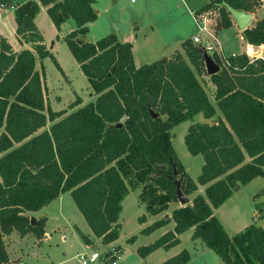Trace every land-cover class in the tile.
<instances>
[{
  "label": "trees",
  "instance_id": "16d2710c",
  "mask_svg": "<svg viewBox=\"0 0 264 264\" xmlns=\"http://www.w3.org/2000/svg\"><path fill=\"white\" fill-rule=\"evenodd\" d=\"M214 0L197 13L218 8L214 30L233 25L231 14ZM239 10L254 12L259 0H225ZM97 0H0L1 7L15 6L17 34L30 42L40 58L53 56L35 23L41 5L57 29L68 19L77 28L65 41L97 94L95 101L68 113H45L43 79L36 70L31 49L15 51L0 35V264L9 262L4 237L18 231L44 235L45 219L35 225L27 211H36L71 195L92 231L104 244L121 234L120 215L131 189L141 188L140 200L157 215L177 201L176 180L189 195L205 185L193 204L176 208L174 230L151 244L140 246L146 257L159 248L170 249L181 235L194 228L201 239L226 264H264V227L252 223L230 236L215 214L242 185L264 177V58L240 53L221 60V70L209 74L201 45L191 38L182 52L136 66L133 43L109 33L95 42H82L89 24L98 19ZM253 45L264 44V17L243 31ZM58 68L59 62L53 56ZM189 60V61H188ZM215 86L210 99L203 76ZM79 98L70 105L74 108ZM220 110L221 115L218 114ZM198 114L206 120L193 122L185 142L193 155H202L201 174L194 180L172 144V130ZM63 118L34 135L48 120ZM16 144H19L16 146ZM177 172V174H175ZM139 220L144 222L146 216ZM160 219L142 230L149 234L166 225ZM84 242L91 239L79 228ZM135 240V236L129 239ZM191 253L183 250L160 264H187Z\"/></svg>",
  "mask_w": 264,
  "mask_h": 264
},
{
  "label": "rangeland",
  "instance_id": "374dc122",
  "mask_svg": "<svg viewBox=\"0 0 264 264\" xmlns=\"http://www.w3.org/2000/svg\"><path fill=\"white\" fill-rule=\"evenodd\" d=\"M199 1L200 0H146V4L143 7V0H138L137 2L136 0H98L97 8L99 9V19L90 26V30L86 35L80 36V39L82 42H95V39H99L109 33L125 34L133 30L136 34L138 33V40L140 42L142 41L141 38L143 33L145 34L147 32L150 35L154 27L156 28V32L159 29L161 32H164L169 29L170 26L179 27L186 23L188 27H190L189 31H196V35L203 38L202 42L204 44H214L215 48L220 51L216 38L208 35V30H202L197 23L200 20L199 15L196 13L195 16L192 15L191 10L188 9L193 8L195 4H199ZM262 3H264V1L259 0L254 6V12L252 13H256L257 18H260L262 14L259 11L262 8ZM208 12H210L211 17L208 21V29H214L217 19L220 16L219 9L212 8L208 10ZM194 17L197 22H195ZM39 24L45 35V43L48 49L52 51L54 57L58 59L69 77L68 78L66 74L58 68L53 56H48L42 59V61L38 59V68H40L44 74L47 111H49V109L61 110L66 108L71 112L73 109L70 108V105L77 98V94H75L73 90L86 98L90 93L89 81L65 41V36L77 28L76 22L74 19H70L63 24L61 30L58 31L48 15L47 17H41L39 19ZM138 29L140 30L138 31ZM229 38V36L225 37L227 51H245V46L239 43V40L235 41V39H233V41H231ZM191 39L194 44L201 45L193 38ZM143 50L144 48H138L136 51V58L139 61H142L140 53H142ZM263 50L264 47L258 46V48L250 49V53L248 54L251 57L264 58ZM182 53L187 59L185 52L183 51ZM175 54L173 56H175ZM209 54L212 55L211 52ZM225 56L228 57L230 55L225 54ZM69 79L71 80V86L69 84ZM203 80L206 82V89L210 99L216 104L213 96L215 86L209 80L208 75H204ZM69 98L71 99L68 102ZM218 114L221 115L220 110H218ZM204 119L205 117L203 114H198L194 121L183 122L172 130V144L187 172L194 180H197L198 176L201 174L204 158L202 155H193L189 151L185 142V135L193 122L204 121ZM208 121L211 122L212 120ZM2 131L3 128H0V134ZM201 188V190H203L204 187ZM191 195L192 193L188 195L190 199ZM193 196L195 195L193 194ZM61 202L64 204V212L68 224L72 220L82 225L81 219L78 218L82 217L84 221L86 218L77 207L70 192H65ZM138 202L137 197L134 199L133 195L125 202V209L122 217L129 220V231L132 230L135 224V222H133V216L138 212ZM181 206L185 205L181 204ZM51 208H54L53 205L48 209ZM217 216L220 218L230 236L237 234L252 223H257L264 227V177H257L247 185H242L235 191L234 195L221 206L217 212ZM68 228L69 230L67 232H71L72 229L70 227ZM37 237L41 238L38 235ZM73 238L72 236L70 237L68 241L69 244L62 243L59 237L58 242H44L42 245H36L34 247L29 246L25 260L21 264H83L82 255L86 254L91 256L94 252H99L100 258L97 262L89 264H112V258L109 257L100 242L87 244L81 240L82 238L77 237L78 239L75 240H73ZM123 242H125L124 239ZM68 245L70 248L66 249ZM184 245L185 247L182 249H186L191 253V244L185 243ZM64 252H66V255ZM214 254L216 253L214 252ZM216 256H218L217 260L219 261L212 263V261L210 262V260H208L202 264H226L221 258L218 259L219 255L216 254Z\"/></svg>",
  "mask_w": 264,
  "mask_h": 264
},
{
  "label": "crops",
  "instance_id": "0c3cea01",
  "mask_svg": "<svg viewBox=\"0 0 264 264\" xmlns=\"http://www.w3.org/2000/svg\"><path fill=\"white\" fill-rule=\"evenodd\" d=\"M27 1L28 0H14V3H15V5H19V4H22V3L27 2ZM137 1L138 0H136V2ZM212 1H214V0H200L199 4H195V5H193L194 6L193 8H188V9H190L192 15L195 16V13L198 14L197 12L203 6L209 4ZM97 3H98V0L94 4V7L98 12V19H99V9L97 8ZM145 4H146V0H143V2H142L143 7ZM47 10H48V6L41 5V11L37 15V17L35 18V23L44 36V42H45V35L43 33L42 28L40 27L39 19L43 16L47 17L49 15ZM259 11H260V13H262L261 17L257 18L256 13H253V19H252L249 26H252L257 20L264 17V3H262V8ZM231 18L233 20V25L231 27L225 28V29L220 30L218 32L215 31L213 28L208 29V35H210L213 38L214 37L216 38V42H217L220 50L224 54L235 55V54H240V53H244V52L250 53L249 52L250 49L252 50V48L253 49L258 48V46L250 44L245 40V38L243 36V31L239 28L236 20L233 18L232 15H231ZM69 20L70 19L65 21L63 24H65ZM95 22L90 23L89 28ZM195 22H197L196 18H195ZM63 24H62L61 28L63 27ZM61 28H60V30H61ZM140 29H138V31ZM57 30L59 31V29H57ZM189 30H190V27H188V24H186V23L182 24L179 27L178 26H170V28L164 32H161L160 29L156 32V28L154 27L152 29V33L150 35L147 32L145 34L143 33L142 38H141L142 41H140V42L138 40V33L136 34L133 30L128 31L125 34L119 33L116 35L118 36L119 40L122 42L129 41V42L133 43L134 59H135L136 66L139 67V66L143 65L144 63H146V64L152 63L155 60H158V59L165 57V56L172 57L177 51L183 52L184 50L182 48V43L186 39L193 38L197 34L196 31H189ZM0 35L6 37L8 39V41L11 43V45L13 46V49L15 51H21L23 49L28 48V49H31L35 52V54H36V70H38L41 73L42 79H43L44 94H45V101H46L45 113L48 114L47 97H46L45 83H44V74H43V71L40 68H38V59H41V61H42V58H40L38 53L34 50L32 43L21 41L20 37L18 36V34H17V22H16V16H15V6L8 7V8L0 6ZM226 36H229L230 37L229 39L231 41H233V39H235V41L239 40L240 41L239 43H241L242 45L245 46V48H246L245 51H240V52L227 51L226 50L227 43L225 40ZM97 40L98 39H95L94 41H97ZM234 43H238V42H234ZM138 48H144L143 52L140 53L142 61H139L136 58V51ZM50 52L52 53L51 50H50ZM263 53H264V50H263ZM52 55L54 56L53 53H52ZM57 61H58V59H57ZM59 64H60V62H59ZM60 66L62 68L61 71L66 74V72L63 69L61 64H60ZM66 76H67V74H66ZM69 84L71 86V80H70ZM89 90H90V93H89L87 98L81 96L77 91L73 90L74 93L77 94V97L79 98V100L81 102L79 105H77L74 108L78 109L79 107H82L85 104L96 100L97 94L92 89L90 83H89ZM70 99L71 98H69L68 102L70 101ZM74 108H73V111L76 110ZM61 110H67V109L63 108ZM61 110H54V111H61ZM68 113H70V112L68 111ZM62 118H63V116L58 118L55 121L48 120L47 125L41 129H39L34 135H37V134H39L45 130H49L53 124H55L57 121L61 120ZM204 121H208V120L204 119ZM2 128L4 131L5 128L4 127H2ZM2 132H1V134H2ZM18 145L19 144H16V146H18ZM201 187H204L203 190H201L202 189ZM205 188H206L205 185L199 184L198 190H196V191H194V193H192V195H191L192 200L190 199L189 204H193V200L198 194H205ZM68 192H70V191H68ZM140 193H141V188L131 189L129 195L126 197V199L123 202V211H124L125 202L128 201V199L132 195H133L134 199H136V197H137V199L139 201L138 202L139 203L138 204V212L136 213V215L133 216L134 217L133 222H135V224H134L132 230H130V231L128 230L129 220H126L122 217V214H123V211H122V213L120 215V223L122 225L120 237L116 241H114L112 243H108V244H104L102 241V238L97 237L94 234V232L92 231V229H91L90 225L88 224V222L86 221V219H85V221H86L85 222L82 217L78 218V219H81V221L83 223L82 225L75 223L71 219H70L71 222L68 224V221L66 219L65 212H64V206H63L64 204H63V202H61L63 199V195L65 193H62L57 199H55L54 201H52L51 203L42 207L39 210L27 211L26 214L30 218L35 217L37 222L40 219H45L44 235L41 238H38L34 232H29L25 236H21L18 231H14L12 234L6 235L4 237V241L6 244V249H7L8 254H9V262L6 264H21L22 262H24L25 256L28 253L27 251L29 250V246L34 247L36 245H42L44 242H56V241L58 242L59 237L61 238L62 243H68L71 236H72V238L74 237L73 240L78 239L77 237L81 238L80 235L78 234L76 228H79L80 230H82L91 239L92 243H95V242L99 243L100 242L103 245V247L105 248L106 253L109 255V257L112 258V261H113V262L111 261L112 264H160V263L166 261L167 259L171 258L172 256L178 254L179 252L183 251L182 248L185 247V245H184L185 243H189L192 246L190 248L191 253H192L191 259L187 264H202L208 260H210V262L212 261V263L219 261V260H217L218 256H216V254H214V251L210 250V248L207 247V245L205 244V242L203 240H201V239H195L194 240L193 239L192 236L194 233V228L184 232L181 235V242L178 245H176L170 249L159 248V249L155 250L154 252H152L151 254H149L148 256L141 257L138 253V249L140 246L151 244L154 241H156L158 238H160L162 235H164L166 232L174 230L175 221L172 218L173 211L176 208L181 207V203L179 201H172V202H170L169 208L167 210L163 211L160 214L153 215L147 211L146 205L141 202L140 196H139ZM193 194L195 196H193ZM51 205H53L54 208L48 209ZM220 208L215 209L216 215H217V212ZM142 215L146 216V220L144 222H141L139 220V218ZM164 218L165 219L169 218V222L166 225H163L162 227L156 229L155 231H153L149 234H143L142 233V230L144 228H146L147 226L153 224L154 222H156L160 219H164ZM68 227H70L72 229L71 232H67L69 230ZM125 230H128V231H125ZM133 236H135V240L130 242L129 239ZM123 239L125 240V242H123ZM69 248H70V246L68 245L66 249H69ZM64 254L66 255V252H64ZM220 258L221 257L219 256L218 259H220Z\"/></svg>",
  "mask_w": 264,
  "mask_h": 264
},
{
  "label": "water",
  "instance_id": "95a60500",
  "mask_svg": "<svg viewBox=\"0 0 264 264\" xmlns=\"http://www.w3.org/2000/svg\"><path fill=\"white\" fill-rule=\"evenodd\" d=\"M222 5L225 6L228 10V12L233 16V18L236 20L239 28L244 31L247 29L253 19V13L247 12L245 10H239L231 6L227 1L223 0ZM261 47H264V44L261 45ZM203 50V56L205 58L207 71L209 74H215L221 70V65L207 52L206 49L202 48ZM177 174V172H175ZM176 193L177 198L180 201L182 205H187L190 203V197L186 195L182 189H181V182L179 180H176ZM37 223L35 217H31V224L35 225Z\"/></svg>",
  "mask_w": 264,
  "mask_h": 264
},
{
  "label": "built area",
  "instance_id": "2783aa9c",
  "mask_svg": "<svg viewBox=\"0 0 264 264\" xmlns=\"http://www.w3.org/2000/svg\"><path fill=\"white\" fill-rule=\"evenodd\" d=\"M264 1V0H263ZM199 17H200V20L198 21V24L200 26V28L204 31H207L208 30V21L211 19L210 17V12L208 11H205V12H201L198 14ZM193 39L200 43L202 48L206 49L208 53H216L219 55L220 59L221 60H226V57L225 54L220 50H217L215 48V45L214 44H204L202 42V38L199 36V35H195L193 37ZM100 257V253L99 252H94L93 254H91V256H88L86 254L82 255V259H83V264H89V263H94L96 262Z\"/></svg>",
  "mask_w": 264,
  "mask_h": 264
}]
</instances>
